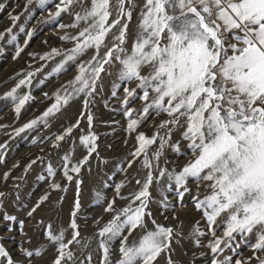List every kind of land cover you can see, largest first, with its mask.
Masks as SVG:
<instances>
[{
    "label": "snow or ice",
    "instance_id": "snow-or-ice-1",
    "mask_svg": "<svg viewBox=\"0 0 264 264\" xmlns=\"http://www.w3.org/2000/svg\"><path fill=\"white\" fill-rule=\"evenodd\" d=\"M39 3L43 6L49 0ZM75 7L80 10L73 11ZM3 8L0 4V10ZM55 8L51 20L69 13L72 23L59 27L79 30L61 37L72 41V47L53 48L40 59L62 57L49 75L65 73L73 64L77 74L54 93L55 102L41 116L14 129V133L47 126L49 119L76 97H82L83 108L88 109L103 77L118 65L113 89L123 86L126 131L135 133L136 144L116 171L127 173L139 162L145 174L142 179L132 178L138 188L127 195H121V190L132 183L131 179L116 184V196L111 199L96 193L95 205L109 218L93 217L95 232L85 240L77 220L82 211L80 174L97 153L99 137L93 131L82 134L79 143L87 149L86 155L73 164L72 154H65L61 168L66 180L75 182L78 190L68 225L54 228L52 222L39 221L48 245L55 250L50 264H93L92 252L80 260L73 251L74 246L87 249L92 240L96 242V264H160L161 260L176 264L173 244L182 233L178 226L159 223L152 205L158 204L162 214L174 212L177 204L184 206L185 195L202 212L206 228L196 221L190 238L201 245V237H211L207 244L213 254L210 264H251L253 259L264 264V0H59ZM11 18L14 22L20 19L19 15ZM6 31L11 33L12 28ZM34 31L28 33L29 40ZM3 35L0 33V39ZM22 51L20 48L16 55ZM89 52L92 55L85 60ZM34 75L24 73L5 94L17 115L33 99L30 91L21 94L18 90L30 87ZM130 83L136 87H127ZM112 96H117L116 90ZM136 100L141 106L131 107ZM162 114L166 118L156 123L155 118ZM82 115L91 129L94 116ZM149 119L156 129L151 136L139 131ZM80 127L78 119L53 137L57 146L70 140L74 129ZM176 131H180V139L173 142ZM181 141L186 142V149H182ZM5 147L0 145V149ZM168 149L188 157L187 162L178 165V161H168ZM35 163L31 161L27 168ZM48 172L54 178L57 169L49 164ZM154 185L159 186V200L152 195ZM50 188L66 191L58 182H52ZM201 188L205 189L203 196ZM173 192L176 202L168 195ZM4 196L0 192V202ZM117 198L126 203L119 206ZM48 199L46 193L28 210L27 217L32 218ZM3 218L17 221L14 215ZM173 218L179 220L178 216ZM18 223L23 228L24 221ZM221 227L223 235L218 236ZM69 230L71 237L67 238ZM241 243L250 244L253 256L234 261L231 256L219 258L225 248L237 251ZM21 251L26 264H33L34 258L46 255L48 248L22 247ZM0 264H20L3 244Z\"/></svg>",
    "mask_w": 264,
    "mask_h": 264
},
{
    "label": "rangeland",
    "instance_id": "rangeland-1",
    "mask_svg": "<svg viewBox=\"0 0 264 264\" xmlns=\"http://www.w3.org/2000/svg\"><path fill=\"white\" fill-rule=\"evenodd\" d=\"M57 3L59 0H49L48 4L41 6L39 0H31V3L29 0H0V4L4 5V8L0 10V33L4 34L3 39H0V145H6L5 148L0 149V152H3V155L0 156V192L5 193L2 202H0V244H3L20 264H26V258L21 251L22 247L31 250L40 246L48 248L47 254L35 257L33 264H50L55 255L54 248L48 245L44 235V225L39 221L52 222L54 228L67 227L68 225L78 190L75 182L66 180L61 168L65 154H72L73 164L82 160L86 155L87 149L79 143V137L82 134L93 131L99 137L97 153L90 157L89 163L83 166L80 174V178L83 180L79 189L82 211L77 220L81 225L82 236L85 240H89L95 232L96 225L93 222V217L103 215L105 220L109 218L102 207L95 205L96 193L102 192L108 199H111L116 196L114 186L121 181L131 179L132 183H126L121 190V195H127L138 188L132 178L142 179L145 174V170L140 167L139 162L134 164L127 173L116 171L117 165L128 156L136 144L135 133L129 134L126 131L128 118L122 113L123 105L121 103V98L124 95L123 86L113 89V83L117 82L118 65H113L110 69L111 74L103 77L95 101L88 109L83 108L82 97H76L68 105L62 107L59 113L51 117L47 126L41 124L19 135L14 133V129L41 116L55 102L54 93L77 74V67L73 64L65 73L49 75L62 57L57 56L51 60L40 59V56L50 52L53 48L64 50L72 47V41L63 40L61 37L66 32L74 35L79 30L59 27L61 23L66 25L72 23L73 15L69 13H62L56 20L50 19L51 14L56 11ZM79 10V7L73 9V11ZM14 15H19L20 19L14 22L11 18ZM9 27L12 28L11 33L6 31ZM33 30H35L34 34L29 40L28 33ZM13 35L16 37L14 40L12 39ZM20 48H23V51L17 56L16 53ZM91 55L92 53L89 52L84 59H88ZM26 72H33L35 75L30 87L24 86L18 92L23 94L30 91L33 99L27 102L21 113L17 115L12 100L5 94L15 87ZM126 86L136 87L135 83ZM113 90L117 91L115 97L112 96ZM45 93L48 95L45 96ZM141 104L140 100H136L130 106L139 108ZM82 113L94 116L91 129H89L88 121ZM163 118H166L164 114L156 117L155 122L158 123ZM78 119L81 127L78 130L74 129L70 140L60 142L57 146L53 137L62 134L69 125H75ZM155 130L152 119L139 128V131L145 132L148 136H151ZM179 139L180 131L174 132L172 141L175 142ZM34 140L37 142L33 143ZM181 146L182 149H186V142L181 141ZM165 156L170 162L178 161V165H183L188 159L186 156L173 153L170 149L166 150ZM33 160L36 163L31 168H27V165ZM49 164L57 169L54 178L48 172ZM169 167H172V163L169 164ZM5 173H10L7 179L4 178ZM41 177H47V179H41ZM52 182L60 183L66 188V191L51 189ZM192 186L194 187V185ZM158 188V185H154L151 189L156 200L161 199ZM46 193L49 194L48 201L32 218H28V210ZM200 194L201 196L206 194L205 189L201 188ZM168 195L172 202H176L177 198L174 192ZM125 203V200L117 198L119 206H123ZM152 210L159 223L178 226L182 233L177 237L178 242L173 244L172 258L176 264H210L213 254L207 244L211 237H201V245H197L190 238L196 221H200L203 228H206V225L202 212L196 210L188 195H185L184 206L177 204L174 212L167 211L162 214L160 206L155 203L152 205ZM5 214L16 216L17 221L5 220L3 218ZM165 215L167 219H165ZM174 216H178L179 220L174 219ZM19 220L24 221L23 228L20 227ZM180 221L183 223L180 224ZM217 235H223L222 227L217 231ZM70 237L71 230L67 234V238ZM252 242L254 239L250 243ZM116 247L118 248V244ZM95 249V240H92L87 249H81L79 246L73 247V251L80 260L92 252L93 264H96L98 260ZM225 256H231L233 261L237 258L245 259L253 256V250L250 244L241 243L237 251L225 248L219 258L224 259ZM160 264H164V261L161 260ZM251 264H256L255 259Z\"/></svg>",
    "mask_w": 264,
    "mask_h": 264
}]
</instances>
